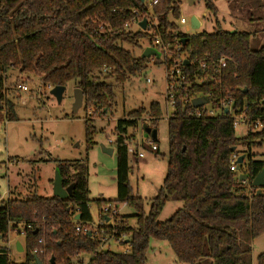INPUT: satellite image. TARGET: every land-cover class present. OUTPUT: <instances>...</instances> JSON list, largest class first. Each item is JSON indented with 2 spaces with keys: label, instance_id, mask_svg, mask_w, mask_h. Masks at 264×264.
Wrapping results in <instances>:
<instances>
[{
  "label": "trees",
  "instance_id": "trees-1",
  "mask_svg": "<svg viewBox=\"0 0 264 264\" xmlns=\"http://www.w3.org/2000/svg\"><path fill=\"white\" fill-rule=\"evenodd\" d=\"M198 1L210 14H217L214 0ZM179 13L178 0L144 4L139 0H0V120H16L14 105L7 98L11 71L28 80L36 77L44 87L75 83L84 93V109L94 110L85 120L87 151L96 144L92 117L103 118L115 103V87L107 80L125 85L152 60L164 63L136 57L124 45L142 49L146 40L156 48L155 40L160 38L175 58L180 46L181 56L189 62L182 68L185 84L168 120V172L148 214L144 199L135 196L130 185L129 146L136 140L139 123L148 119L157 125L162 108L153 103L149 109L133 111L115 128L117 199L96 203L99 209L116 203L134 210L133 216L116 219L114 228L118 237H126L120 244L129 241V251H99L95 237L76 231L77 226L93 222L88 166L84 161H55L63 188L72 187V195L65 200L36 194L22 199L11 191V198L0 202V264H38L37 260L85 264L87 257H92L90 264H147L152 239L168 242L181 264H254L252 242L264 233V190L259 195L253 186L264 170V151L255 153L264 150V46L253 50L252 34L226 32L219 24L213 34L184 36L170 21V16L178 19ZM144 19L148 21L145 31L138 26ZM221 59L227 67L214 76ZM166 65L169 69L172 59ZM199 98L212 109L223 100L232 101L236 113H245L261 128L238 138L231 114L192 116L189 113L196 110L184 100ZM149 138L157 143V138ZM234 155L245 156L236 171L231 169ZM240 175H248V180L240 182ZM167 202L183 207L160 222ZM13 232L25 236L24 261L12 259L8 249ZM34 250L45 255L34 256ZM256 264H264V253Z\"/></svg>",
  "mask_w": 264,
  "mask_h": 264
},
{
  "label": "rangeland",
  "instance_id": "rangeland-1",
  "mask_svg": "<svg viewBox=\"0 0 264 264\" xmlns=\"http://www.w3.org/2000/svg\"><path fill=\"white\" fill-rule=\"evenodd\" d=\"M180 5L179 18L170 16L184 36L201 33L213 34L220 28L226 32H247L252 34L253 50L264 46V0H214L217 14L213 15L206 9L203 1L178 0ZM196 17L201 26L195 30L191 19ZM185 24H181V20ZM156 23V20L151 21ZM133 28H137L136 25ZM149 41L142 42V49L123 46L136 57L142 55L149 47ZM171 54L168 58L171 59ZM164 60L166 56L163 57ZM162 58V59H163ZM184 58V57H182ZM160 59V60H162ZM163 60V61H164ZM150 80L151 83H147ZM115 87V103L112 111L103 118L92 117L95 131L94 147L87 151L85 120L91 119L93 109L85 110L84 106L73 111L75 83H70L59 103L52 95L48 86L44 87L36 77L26 79L18 72L7 75V98L14 105L16 120H0V202L11 198L10 191L22 199L38 195L50 198L54 196L56 177L55 161H84L88 166V189L90 192V211L94 223L99 222L100 213L98 200L115 201L117 199V156L104 152V149L115 150V128L125 115L141 108L149 109L151 104L158 103L163 116L157 125L148 119L139 123L136 140L129 146V165L131 167L130 185L133 194L145 201V212L150 211L151 202L156 198L163 186L168 172L169 140L168 120L174 108L167 102V67L165 63L155 64L152 60L147 69L137 77H131L125 85L115 79L107 80ZM27 86L23 92L21 86ZM207 108H210L209 104ZM147 128L157 130L159 155L151 151L147 144L152 140L146 133ZM131 133V131H130ZM247 135V127L239 125L236 136ZM146 144V147H142ZM264 150L256 151L262 153ZM143 153L144 158H138ZM183 207L182 203L167 202L159 218L166 222ZM120 214L133 216L134 210L120 207ZM131 226L136 220H130ZM25 245V236L15 232L9 235L8 248L12 259L24 261L25 251L18 253L17 244ZM24 249V247H23ZM113 253L129 251L128 244L112 243ZM264 253V233L252 242L254 264L259 255ZM87 261V258L84 259ZM147 264H181L166 241L152 239L147 253Z\"/></svg>",
  "mask_w": 264,
  "mask_h": 264
},
{
  "label": "built area",
  "instance_id": "built-area-1",
  "mask_svg": "<svg viewBox=\"0 0 264 264\" xmlns=\"http://www.w3.org/2000/svg\"><path fill=\"white\" fill-rule=\"evenodd\" d=\"M157 1H154V4H156ZM153 20V19H152ZM199 20V19H198ZM200 21V20H199ZM135 21H133L134 24ZM185 20H181V24H185ZM137 25V23H135ZM156 25V23H153ZM201 24V22H200ZM140 23L138 24V26ZM140 27V26H139ZM151 29V28H150ZM155 45L157 46L155 49L158 50L161 53V59L166 56V59L164 58L165 65L169 62V60L172 59V65L170 68H167V102L174 108H176L177 105V99L176 95L178 91L184 86L185 84V75L183 74V67L186 66L185 58H182L180 51L181 47H176V58L171 55V59L168 58V55L171 54L170 49L168 46L164 45L162 40L160 38H157L155 40ZM155 59V58H152ZM167 67V65H166ZM227 67V61L225 59H221L218 61L216 67L214 68V76L221 75L223 70ZM147 83H151L150 80H147ZM23 92H28L27 86H21L20 87ZM50 90L53 88L48 86ZM191 104L193 106V101L189 99L184 100V104ZM232 101L230 103L226 100H223L218 109H212L207 108V104H205L201 108H194L196 111H192L189 114L195 117H216L218 114L226 113V110H228V113L231 114L234 119V128L236 130L237 126L243 125L247 127V133L251 130H259L261 128V125L259 122L253 123L251 120V117H248L245 113H236L234 111L232 105ZM194 107V106H193ZM152 152H156L159 150V148L155 145V143L148 142L147 143ZM138 158H144L143 153H137ZM239 157L237 155L233 156L232 159V171H236V164H238ZM128 207L127 204H116V203H106L101 206L99 209L100 218L99 222L96 224L93 222L85 225V226H77L76 231L78 233H83L88 235L91 238H96V240L99 243V251H107L110 250V247L112 243L120 244L124 239H126L125 236L118 237L116 232L114 231L115 225H116V219H118L120 216V207ZM24 235V234H23ZM9 249V248H8ZM10 250V249H9ZM128 252V251H127ZM33 255H45L44 251L34 250ZM86 259V258H85ZM92 257H87V261H85V264H90Z\"/></svg>",
  "mask_w": 264,
  "mask_h": 264
},
{
  "label": "water",
  "instance_id": "water-1",
  "mask_svg": "<svg viewBox=\"0 0 264 264\" xmlns=\"http://www.w3.org/2000/svg\"><path fill=\"white\" fill-rule=\"evenodd\" d=\"M142 4H144L146 2V0H139ZM190 3L193 4V0H190ZM147 23L148 21L146 19H144L141 23H140V28L142 30H146L147 29ZM191 26L193 29L197 30L200 28L201 24L200 21L198 20V18L193 17L191 19ZM142 59H152L155 58L157 60L161 59V53L156 50L153 47H147L144 52L141 55ZM186 65L189 64L188 61L185 62ZM66 87H55L51 90V95L60 103L63 99V95L65 93ZM74 105H73V111L74 112H78L84 105V93L80 90L77 89L74 93ZM208 101L204 98H199V99H195L193 101V106L194 108L198 109L203 107L205 104H207ZM226 113H228V110H226ZM146 133L148 135L151 136L152 139H156L157 138V131L153 130L152 128H147L146 129ZM233 151H235V148L232 149ZM105 153L108 154H113L114 150L113 149H104ZM245 160V156H241L238 160V164H243ZM240 182H246L248 180V175H240L239 177ZM253 186L256 187L258 190V194L260 195L262 193V190H264V170L254 179L253 181ZM72 195V187H69L68 189H64L63 185H62V177L60 175L59 170L56 171V177H55V181H54V197L60 198V199H68L70 196ZM80 216H78L76 218V220H79ZM0 240H1V236H0ZM129 241H126L125 244H128ZM18 253H23L24 249L22 247V245L20 243L17 244L16 246ZM38 264H41V262L39 260H37ZM54 264V262H53Z\"/></svg>",
  "mask_w": 264,
  "mask_h": 264
},
{
  "label": "crops",
  "instance_id": "crops-1",
  "mask_svg": "<svg viewBox=\"0 0 264 264\" xmlns=\"http://www.w3.org/2000/svg\"><path fill=\"white\" fill-rule=\"evenodd\" d=\"M10 193H11V191H10ZM10 193H9V194H10Z\"/></svg>",
  "mask_w": 264,
  "mask_h": 264
}]
</instances>
